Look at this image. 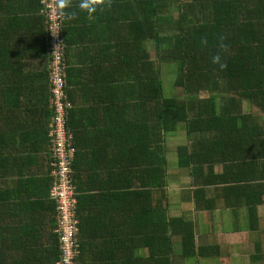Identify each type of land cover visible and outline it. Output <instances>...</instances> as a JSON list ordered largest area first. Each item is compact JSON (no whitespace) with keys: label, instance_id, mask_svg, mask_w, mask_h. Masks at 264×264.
Returning a JSON list of instances; mask_svg holds the SVG:
<instances>
[{"label":"trees","instance_id":"1","mask_svg":"<svg viewBox=\"0 0 264 264\" xmlns=\"http://www.w3.org/2000/svg\"><path fill=\"white\" fill-rule=\"evenodd\" d=\"M78 3L64 8L73 16H64L60 60L69 103L65 126L74 147L76 261L174 264L175 234L185 257L195 244L191 221L169 214L167 136L180 128L189 138L212 134L201 137L198 149L176 146L181 168L200 163L201 151L220 142L225 126L215 100L233 87L235 63L240 78L258 76L227 37L242 6L239 0H104L89 15ZM46 21L41 0H0V264L61 259L57 203L50 197L57 157L49 136L53 68ZM78 44L88 57L73 74ZM165 65L175 70L182 93L165 95L163 73L172 72L163 71ZM261 85L245 87L262 93ZM126 215L130 244H93L92 225L109 220L112 229L123 228ZM140 234L145 241L136 244ZM144 249L146 256L138 253Z\"/></svg>","mask_w":264,"mask_h":264},{"label":"crops","instance_id":"2","mask_svg":"<svg viewBox=\"0 0 264 264\" xmlns=\"http://www.w3.org/2000/svg\"><path fill=\"white\" fill-rule=\"evenodd\" d=\"M239 1L242 8L233 18L234 34L227 37H232L235 53L245 56L253 72L258 69V76L243 74L240 78L236 62L233 87L216 96L215 108L225 126L219 131L220 142L214 144L218 149L211 142V149L201 151L200 163L181 168L175 164L176 146L191 144L198 149L201 137L212 134L205 130L189 138L180 128L177 135L184 133L185 141L170 145L176 159L167 171L169 214L191 221L195 244L194 254L185 257L181 236L175 234L174 264H264V91L255 93L257 88L251 87L248 92L245 87L258 83L264 88V0ZM83 45H74L72 50L77 69L73 74L85 66L81 63L88 55L79 53ZM128 217L123 228L112 229L115 223L109 220L105 226L92 225L93 244H130ZM108 230L120 234L110 237ZM136 240L143 244L145 237L140 234ZM138 253L146 256L147 250Z\"/></svg>","mask_w":264,"mask_h":264},{"label":"built area","instance_id":"3","mask_svg":"<svg viewBox=\"0 0 264 264\" xmlns=\"http://www.w3.org/2000/svg\"><path fill=\"white\" fill-rule=\"evenodd\" d=\"M43 12L47 17V29L50 36L49 49L52 56L51 105L54 111L50 118L49 136L52 150L57 159L53 162L52 174L54 181L50 189V197L57 203V224L61 259L58 264H78L76 256L79 253L78 218L76 216V197L72 182L71 159L74 147L71 144L72 135L66 130V79L63 77L60 60L63 55L64 16L60 15L59 0H41Z\"/></svg>","mask_w":264,"mask_h":264},{"label":"rangeland","instance_id":"4","mask_svg":"<svg viewBox=\"0 0 264 264\" xmlns=\"http://www.w3.org/2000/svg\"><path fill=\"white\" fill-rule=\"evenodd\" d=\"M155 53V52H154ZM169 71V70H173L171 65L170 66H164L163 68V71ZM175 71V70H174ZM174 71L172 72H166V73H163V77L165 78V81H164V93L166 96H175L174 94H180L182 93V90L181 89H176V86L173 82L174 78H175V73H173ZM173 82V83H172ZM174 93V94H173ZM181 131V129H180ZM185 134H179V135H169L167 136V144L169 145H173V143L177 142V143H181V142H184L185 140ZM176 157V154H175V150L174 151H169L168 152V162H169V166L168 168H172L173 165H174V162H175V158ZM177 162H175L176 164Z\"/></svg>","mask_w":264,"mask_h":264},{"label":"clouds","instance_id":"5","mask_svg":"<svg viewBox=\"0 0 264 264\" xmlns=\"http://www.w3.org/2000/svg\"><path fill=\"white\" fill-rule=\"evenodd\" d=\"M97 2L103 3L104 0H97ZM97 2H94V0H79L77 7L80 10L85 11L87 14L91 15L96 11ZM59 3L61 5L60 15L66 16L68 19H71L73 16V13L64 12V8L69 7L70 0H59ZM217 59L218 57H213V62H216ZM221 67H224V65L221 64Z\"/></svg>","mask_w":264,"mask_h":264}]
</instances>
